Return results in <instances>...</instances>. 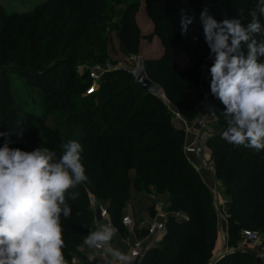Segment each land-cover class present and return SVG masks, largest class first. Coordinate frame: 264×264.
<instances>
[{
  "label": "trees",
  "instance_id": "trees-1",
  "mask_svg": "<svg viewBox=\"0 0 264 264\" xmlns=\"http://www.w3.org/2000/svg\"><path fill=\"white\" fill-rule=\"evenodd\" d=\"M139 1H143L146 16L153 25V34L159 38L164 49L161 57L144 59L143 70L147 78L160 87L162 96L176 103L175 108L182 113L183 119L192 121L199 112L201 91L196 85L198 61L203 57L208 59L198 22L202 8L208 7L218 21L239 18L241 13L242 23L246 24L250 20L248 13L256 6L257 0H212L214 10L209 0H159L158 5L155 0H48L47 6L36 5L17 14L5 9L0 1V41L17 29H38L35 23L41 13L53 10L43 21L44 31L41 34L38 30L31 33L32 37L29 35L23 45L25 66L40 70L46 63L58 65L63 57L73 67L74 73L76 63L104 66L107 64V48L111 44L109 31L105 32L109 25L118 33L121 50L136 53L137 32L133 14L135 3ZM182 9L185 12L190 10L197 20L184 35L180 28ZM166 22L168 30L164 31L162 28ZM32 24L35 27H31ZM195 37L196 40L191 41ZM183 41L195 56L192 68L178 69L167 59V49ZM14 42H17L15 50H19L24 43L22 32L14 34ZM36 49H41L43 54L37 58L30 56L35 54ZM9 59L5 56L6 62ZM36 60L40 61V65L35 63ZM75 75V79L68 75L74 80L70 92L62 93L54 85H49L55 93L51 99L58 94V98L68 97L71 104L67 99L60 105L59 102L56 105L50 103L45 115L56 113L48 130L38 128L20 137L6 128L9 122H15L16 111L13 102L8 97L4 99L7 87H0V91L4 92L0 100V132L9 133L13 142L21 141L18 147L13 148L31 151L45 147L58 158L67 141L75 140L82 146L81 162L88 182L71 190L76 193L75 200H66L71 208L70 216L62 220L66 264H71L75 256L83 258L79 253L83 239L89 231L95 230L88 194L105 207L110 222L122 233L120 221L124 211L131 206L133 196L140 195L142 198L141 195L151 190L157 196H167L169 211L181 213L184 219L180 222L172 219L166 223L165 236L156 243L158 250L150 248L141 264H185L200 258L199 251L188 258V250L192 244L209 235L214 208L208 188L183 153L184 133L172 127L162 99L146 95L132 83L124 70L112 68L106 72L95 93L89 96H85L89 85L88 73ZM42 76L38 73L36 78L40 80ZM78 97H82L79 103ZM48 104L49 101L44 100V105ZM213 105L218 124L226 126L224 118L219 115L223 106L214 98ZM207 148L212 174L222 186V195L228 203L225 214L231 223V234L263 228L264 150L257 152L234 146L223 140L220 134L208 140ZM240 233L237 243L230 242L233 246L228 240L229 248L237 247ZM88 264L101 263L92 261ZM214 264L254 263L250 254L235 249L233 254Z\"/></svg>",
  "mask_w": 264,
  "mask_h": 264
},
{
  "label": "clouds",
  "instance_id": "clouds-1",
  "mask_svg": "<svg viewBox=\"0 0 264 264\" xmlns=\"http://www.w3.org/2000/svg\"><path fill=\"white\" fill-rule=\"evenodd\" d=\"M248 16L246 24L241 13L218 21L204 6L198 22L211 60L209 94L223 106L221 138L259 152L264 150V0H257ZM196 22L190 10H181L182 35ZM208 110L217 114L214 105ZM0 138V264H66L62 220L71 214L66 200H75L71 190L88 182L81 144L67 141L57 158L45 147H10L9 133L0 132ZM117 232L110 223L98 222L83 245L102 248L108 257L104 264H133L112 246Z\"/></svg>",
  "mask_w": 264,
  "mask_h": 264
},
{
  "label": "rangeland",
  "instance_id": "rangeland-1",
  "mask_svg": "<svg viewBox=\"0 0 264 264\" xmlns=\"http://www.w3.org/2000/svg\"><path fill=\"white\" fill-rule=\"evenodd\" d=\"M2 5L5 7V9H8V11H12L14 13H20L22 10H31L36 5L45 4L44 6H47L48 0H0ZM211 9L214 10L212 6V0H209ZM155 3L158 5L159 0H155ZM170 3V2H168ZM47 4V5H46ZM166 4V3H165ZM168 6V4H166ZM53 10H45L41 13L39 20L37 21L35 28H21L17 29L16 31H12L8 37H5L2 41H0V87H7V99L13 102L14 104V111H16L15 114V122L8 123L7 127L10 130V133H18L20 130L22 134L28 133L30 130L41 128L42 130H48L49 126H51V119L54 118V113H48L47 114V108L49 107L50 103H53L54 105L59 102V105L64 103L67 98H58V94L56 95V98L51 99L50 97L55 95L49 87L53 86L55 89L59 90V92L67 93L72 90L71 87H73L72 83L74 82L73 79L76 78L75 73L80 74L81 70L84 65H78L76 63L75 65V73L73 71V67L69 65L68 62H66V58L63 57L61 61H59L58 65H50V64H44L40 67V70H37L38 68L34 66H25V47L23 45L28 39V36L31 35V33H35L37 30L41 32L44 31L43 24L44 20L49 17V15ZM164 11V10H162ZM216 18V17H215ZM133 21L135 23L136 32H137V50L135 54L126 53L118 46V33L117 31H114L111 26L107 25V29L105 32L109 31L111 44L110 47L107 48L108 50V58L106 60L107 64L111 66L113 69L118 70H134L136 68V62L138 59H141L143 62L144 59L148 57H152L154 59L159 58L164 54V49L162 47L161 41L159 38L153 34V25L151 21L147 18L145 13V5L143 4V1H139L135 3V11L133 14ZM35 24H32L31 27H35ZM34 25V26H33ZM164 31L168 30V23L163 24ZM16 32H22L24 43L22 44V47L19 50H15L17 46V42L13 43V36ZM40 34L38 35L40 37ZM168 39V38H167ZM196 40V37L192 39L191 41ZM172 41V40H171ZM38 44V42H37ZM40 45V44H39ZM187 43L180 42L177 43L174 46H171L167 49V59L170 63V65L176 66L178 69H185V68H192L195 64V56L193 53L187 49ZM206 51L209 52L206 45H204ZM43 54V51L41 49H36L35 54H30V56H34L35 58L39 57V55ZM5 56L10 57L8 62L5 61ZM34 59V58H31ZM207 58L203 57V59H200L198 62L199 67L197 70V83L196 85L198 88H206L209 90V76L206 68ZM65 61V62H64ZM39 62L38 65H40V61L36 60L35 63ZM18 65V66H17ZM11 66L15 67V70H12ZM56 69V70H54ZM38 73H41L43 76L39 80L36 78V75ZM71 75L73 79H71L68 75ZM203 75L206 76V81L203 80ZM75 76V77H74ZM50 85V86H49ZM200 93V92H199ZM48 96H45V95ZM163 94L159 95V97L163 101V105L166 109V112L170 116L171 125L175 129H178L177 123L173 121L172 111H176L182 118L183 115L177 109L175 108L176 103L174 104L167 100ZM4 92L0 91V100L3 99ZM57 99V100H55ZM78 102L82 97H78ZM44 100H48L49 104L48 106L44 105ZM85 101V100H84ZM68 103L71 104L70 101ZM86 103V102H85ZM84 104V102H82ZM77 108L79 107L76 106ZM59 109V106H57ZM49 109V108H48ZM13 111V112H14ZM190 122V121H187ZM226 126H223L222 124L216 123L214 127V136L220 134V132L225 128ZM179 130V129H178ZM50 131V130H49ZM213 136V137H214ZM186 142L190 140V136H185ZM0 143H2V140H0ZM21 143L18 140L10 144V147H18V145ZM185 144V143H184ZM20 148V147H19ZM211 177L208 175L207 180L209 184L211 182ZM209 186V185H208ZM210 201H212V195L210 192ZM135 195L133 196V200L131 203V206H129V209L125 210L123 214H130V216L134 220H141V219H152L156 212L159 209L167 210L169 211V204L167 203V196H157L153 190L148 191L145 195ZM89 197H93L92 195L88 194L87 199ZM94 198V197H93ZM225 199V198H224ZM212 208V206H211ZM170 212V211H169ZM213 217L211 218L212 224L210 225V233L209 235L201 238L188 250V258L193 257L194 253L199 251L201 256L200 258H197L194 261L185 262V264H214L217 263V255L220 250V234L221 231H225L226 236L228 237L229 243L231 241L238 242L239 237V231H237L236 234H231V223L228 222L226 219L224 222H221L215 211L213 210ZM184 217V215H183ZM172 220L170 216L166 217L165 220V226L168 221ZM166 230V227H165ZM231 230V231H230ZM253 232L257 233L258 236L262 239V242L264 244V226L261 229H254ZM120 236H122L120 232ZM165 236V232H164ZM236 242V243H237ZM158 244V243H157ZM157 244H154L152 246L153 248H156L158 250ZM230 245L233 246V243ZM84 249L87 248L85 245L82 246ZM233 248V247H231ZM239 250V249H238ZM237 250V251H238ZM238 252L241 253H248L253 257V263L254 264H263L261 261L259 262L256 257V251L252 248L248 249H241ZM220 261V260H219Z\"/></svg>",
  "mask_w": 264,
  "mask_h": 264
},
{
  "label": "built area",
  "instance_id": "built-area-1",
  "mask_svg": "<svg viewBox=\"0 0 264 264\" xmlns=\"http://www.w3.org/2000/svg\"><path fill=\"white\" fill-rule=\"evenodd\" d=\"M206 65V68L210 66V60H207ZM110 70H112V67L108 64L104 66H83L81 72L88 73L89 81V85L85 90V96L95 93L96 87L102 76ZM203 80L206 81V76L204 75ZM200 91V98L198 101L199 112L192 121L187 122L176 111H172L171 113L173 121L177 123L178 129L182 131L185 136L191 137L188 142H186L188 139H185L183 153L191 168L211 193L214 211L218 219L224 222L227 219L225 209L228 203L222 195V186L212 174L209 161V150L207 148V142L214 136V127L218 120L217 116L212 115L208 110L209 105H213V97L209 94V90L200 88ZM205 172L208 173L212 179L211 185L207 184L204 180L203 173ZM88 206L93 213L94 229L98 222L110 223L112 225L105 207L98 203L95 198H88ZM167 216H170L176 222H180L184 219L181 213H173L163 209H159L152 219L134 220L130 214L123 215L120 221L122 227L121 239L124 240L123 237L127 239L130 238V242L127 244L128 250L125 253L131 257L133 264H141L146 252L152 248L154 244L162 240ZM117 235L120 236V233L117 232ZM248 248L255 250L257 260L264 264V244L262 239L255 232L243 230L240 233V241L235 249L236 251L238 249L241 251V249L245 250ZM235 249L228 247V237L225 231H221L220 250L217 255V261L223 259L227 255L233 254ZM92 251L99 255L101 259H106L102 248ZM71 264H75V262L72 260Z\"/></svg>",
  "mask_w": 264,
  "mask_h": 264
},
{
  "label": "water",
  "instance_id": "water-1",
  "mask_svg": "<svg viewBox=\"0 0 264 264\" xmlns=\"http://www.w3.org/2000/svg\"><path fill=\"white\" fill-rule=\"evenodd\" d=\"M127 74L131 77V81L146 95L157 97L162 94L159 86L152 83L146 76L143 70V63L141 59L136 62L134 70H127Z\"/></svg>",
  "mask_w": 264,
  "mask_h": 264
},
{
  "label": "crops",
  "instance_id": "crops-1",
  "mask_svg": "<svg viewBox=\"0 0 264 264\" xmlns=\"http://www.w3.org/2000/svg\"><path fill=\"white\" fill-rule=\"evenodd\" d=\"M207 176H208V173H203V177H204V180L207 184H209L207 180ZM211 185V183L209 184ZM124 240L121 239V236L117 235L115 236V238L113 239V241L111 242L112 246L115 247V248H118L120 251L122 252H126L128 250L127 248V244L128 242H130V238L127 239L126 237H123ZM126 239V240H125ZM79 253L82 254L83 258H79V257H73V261L75 262V264H88L92 261H98L100 262L101 264H104L105 260L108 259V257H106V259H101L99 257V255H97L95 252H93L92 250H89L88 248H80L79 250Z\"/></svg>",
  "mask_w": 264,
  "mask_h": 264
}]
</instances>
